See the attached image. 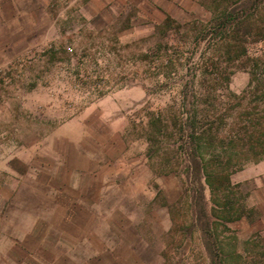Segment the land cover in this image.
I'll return each mask as SVG.
<instances>
[{
  "label": "rangeland",
  "instance_id": "374dc122",
  "mask_svg": "<svg viewBox=\"0 0 264 264\" xmlns=\"http://www.w3.org/2000/svg\"><path fill=\"white\" fill-rule=\"evenodd\" d=\"M202 2L207 11L182 21L146 5L51 0L43 37L0 64V154L44 147L57 128H86L91 137L84 144L105 153L102 173L111 187L102 204L125 212L112 216V228L136 241L139 255L120 264H264V144L256 143L264 140V39L240 31L242 51L227 60L226 37L213 27L226 20L227 9L228 27L251 18L264 25V0ZM197 101L210 118L222 117L220 137L253 136L230 169L247 209L241 220L203 226L196 212L203 205L210 213L208 186L201 180L204 199L197 200L202 187L182 157L169 147L162 162L149 156V118L159 114L170 124L174 115L186 118ZM167 140L172 144L173 137ZM223 147L217 139L210 150L224 153ZM20 185L30 189L29 182ZM27 197L29 208L47 206ZM4 206L0 199L1 222Z\"/></svg>",
  "mask_w": 264,
  "mask_h": 264
},
{
  "label": "crops",
  "instance_id": "0c3cea01",
  "mask_svg": "<svg viewBox=\"0 0 264 264\" xmlns=\"http://www.w3.org/2000/svg\"><path fill=\"white\" fill-rule=\"evenodd\" d=\"M109 1L100 0V5ZM114 1L123 8L146 5L153 13L170 14L182 21L207 11L202 0ZM50 2L0 0V64L43 37ZM86 137H91L86 128L79 132L57 128L44 147L0 154V171L4 172L0 175V199L5 205L0 220V264H120L125 256L139 255L134 251L136 241L117 236L112 228V216L125 212L120 206L102 204L111 187L102 173L105 153L86 146ZM28 182L30 189L20 185ZM28 193L47 206L29 208ZM175 200L167 199V204ZM127 219L131 227V216Z\"/></svg>",
  "mask_w": 264,
  "mask_h": 264
},
{
  "label": "trees",
  "instance_id": "16d2710c",
  "mask_svg": "<svg viewBox=\"0 0 264 264\" xmlns=\"http://www.w3.org/2000/svg\"><path fill=\"white\" fill-rule=\"evenodd\" d=\"M224 15L227 17L226 20L220 21L217 26L214 25L213 27L214 29L219 28L220 34H224V38L226 37L222 47H224L227 60L239 57L242 51L237 48L238 45L236 44V41L242 40L243 38L239 36L241 34L240 31L242 32L241 35L246 37L253 36L256 39H264L263 22L251 18L247 24L242 21L237 23L236 27L235 25L228 27L226 23H229L231 20V10H225ZM227 27L228 31L231 27L232 33L225 32ZM240 47L245 51V47ZM198 107L197 101V104L192 108V112L186 118L174 115L170 120V124L159 114L150 117L148 124L153 129L146 135L147 141L149 142V156L158 154L162 162L164 155L163 153L161 154V151L169 147L173 154L182 157L188 167L196 174L198 182H200V187H202V189L200 188L199 194L195 196L197 200L203 201L204 199L202 191L204 185L201 183V180L208 186L213 202L210 207V213H207L203 205L199 206L198 211L195 209L197 211L196 214L203 221V226L207 227L213 222L225 224L227 222L241 220L247 215V209L242 200L236 196L235 190L233 189L234 185L230 178L231 172L233 171L231 167L236 166L240 162L238 159L244 157L246 143L253 136L252 134L247 135L245 132L229 137H220L216 124L219 120H222V117L214 116L210 118L204 108L199 109ZM169 137H173L172 144H169L167 140ZM259 137L256 143L263 145L264 140ZM217 139L223 143L224 153L210 150ZM236 146L241 148L240 151L227 153V149ZM221 151L223 150L221 149ZM237 153L236 159L235 156ZM176 160L179 161L178 158ZM196 205L198 207V204Z\"/></svg>",
  "mask_w": 264,
  "mask_h": 264
}]
</instances>
